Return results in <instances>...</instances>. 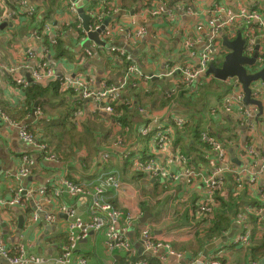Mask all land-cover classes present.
Here are the masks:
<instances>
[{
  "label": "crops",
  "instance_id": "1",
  "mask_svg": "<svg viewBox=\"0 0 264 264\" xmlns=\"http://www.w3.org/2000/svg\"><path fill=\"white\" fill-rule=\"evenodd\" d=\"M5 3L6 8L0 24V64L3 69L0 71V111L7 116L9 114L14 120L19 121V124L28 126L29 131L39 141L44 142L42 137H46L43 145L49 153L56 155L57 162L44 161L40 152L19 139L16 127L0 122V198L12 197L19 188L34 191L61 179L74 180L89 190L101 175L113 172L117 175L121 187L115 191H107L106 201L123 214L133 217L134 222L125 232L135 250L141 252L142 233L143 230H148L155 240L170 245L174 252L184 255L182 259L184 261L179 263L165 251H159L155 255L145 257L149 264H186L185 261L188 259H196L200 263L218 259L222 264H264V257L255 261L250 260L245 247L231 245L230 241L235 233L232 224L234 217L226 230L222 232L213 230L212 233L209 230L212 228L210 223L214 215L198 216L192 220L189 213L191 206L205 197L207 192L201 178L187 184L185 179L180 177L177 183L171 185L149 175L133 172L130 161L131 157H137L140 161L151 157L157 158V161L163 164L167 158L174 159L173 154L176 153L174 150H177L188 160L184 167L192 168L200 176L208 175L211 167L205 160L204 147L198 141L194 143L191 138L186 140L184 138L189 136L180 133L178 134L180 142H174L177 136L176 130L173 129L172 144L164 153H156L155 141L140 135L147 124L154 127L159 123L167 125L171 118L182 117L191 122L190 133L195 122L197 124L200 122L201 132L205 131L203 129L206 131L210 129L209 131L219 134L216 140L228 158L230 172L225 173L222 188L224 196L231 193L241 203L237 213L248 206L264 207V168H261L264 161L262 84H259V88H263L262 95L254 98L262 102L261 116H256L258 111L256 107L242 103H233L230 108H226L223 104L228 97L226 84L223 85L224 89L217 93L205 92L203 106L196 101L190 104V109L194 111L183 107L188 104V99L196 100L197 95L191 97L189 92L179 94L171 107L155 109L159 107L163 93L171 95V89L176 88L181 79L178 72L171 76L165 75L174 69L196 66L197 55L203 50L209 36L207 23L214 17L210 13L211 8L219 4L220 7L236 13L240 8L248 10L256 5V10L264 23V0H176L175 3L174 1L166 3L165 0H98L87 6L84 3L82 7L84 13L89 16L101 15V24L108 18L105 29L108 32L116 29L106 34V37L100 38L105 46L90 42L89 48L82 46L86 39L82 34V22L78 15L70 10L68 0H5ZM175 5L190 6L199 15H181L174 9ZM23 6L34 8L35 14L32 18L29 19L20 13ZM104 6H108L110 10L104 9ZM161 6L170 8L173 18H168L167 15L150 17L147 14L149 10ZM10 11H18L19 14L9 18ZM245 26L241 25L239 32L247 31ZM45 27H48V30L42 33ZM139 29H143L144 33L137 39L128 34ZM250 29L252 34L256 35L255 42L260 40L259 53H264V35L256 25ZM34 31L41 33L42 41L31 36ZM57 37H60V40L55 54L44 56L41 47ZM110 48L124 50L143 77L131 78L124 93H121L122 97L128 95L134 104L133 109L128 112L130 117L125 119L123 124L119 121L123 110L115 109L113 114L95 112L92 100L80 102V97L73 93L72 95L64 93L61 99H37L34 104L40 100L37 107H41L44 113L43 115L39 108L41 115L37 116L32 112L34 104L29 109L24 90L13 82L15 77L30 76L32 69L46 62L54 74L60 77L91 80L90 88L94 91L99 89L101 83L116 85L121 81L126 65L116 60L115 55L109 51ZM218 49L217 42L216 52ZM87 52L91 53L90 56L86 54ZM219 57L216 56L217 59ZM10 70H14L15 73L11 74ZM142 71H149L159 80H166V86L158 85L151 89L149 83L156 81L145 80L144 78L149 77L143 75ZM49 82L51 81L47 83ZM148 92L152 93L151 96L147 94ZM78 102L81 105L76 107ZM146 105H152L154 109L147 113L144 108ZM59 110H68L71 113L74 110L73 114L79 117L76 119L72 116V124L66 121L67 125L64 127L61 123H56L57 120H51L58 116L56 113ZM162 110L163 113H158ZM208 110L217 112L216 114L209 112V117ZM188 112H191V115H188ZM182 114L187 115L180 116ZM49 133L60 135L53 136L48 141ZM119 136H124L125 142L121 147H114L113 144ZM182 137L183 140H180ZM192 144L193 149L190 147ZM250 151L254 153L252 158L249 157ZM104 153H110L108 161H103ZM24 157L33 164L26 179L16 180L19 169L24 167L22 163ZM250 161L254 164L247 166ZM178 165L174 163L169 168L175 170ZM244 168L248 169L246 174L241 172ZM239 172L245 186L236 190ZM252 177H255L256 181L248 185V180ZM217 194L212 196L213 210L216 205L218 208L217 199L222 197L221 195L218 197ZM65 201L74 208L75 215L83 223L88 222L91 214L89 200L67 197ZM28 204L30 208L26 213L25 209H17L24 220L18 240L17 226L12 225L13 219L16 221L18 219L14 212L16 208L0 206V240L12 250L17 246H23L26 255L39 259L38 264H53L61 255V251L58 252L63 246L60 237L67 238V232H70V225L74 219L66 220L61 217L65 214L59 209L62 206L59 201L50 204L44 202L37 212L30 202ZM36 213L41 216L39 221H33ZM46 214L53 215L52 223L45 222L43 216ZM186 217L188 222H185ZM253 231L257 234L256 229ZM80 234V229L74 231L75 236L78 237ZM253 240H259L258 235ZM104 242L103 233L88 232L78 240L73 252L74 258L85 257L89 264H123V254L109 253ZM212 244L215 246L206 250ZM205 252L206 256L202 260Z\"/></svg>",
  "mask_w": 264,
  "mask_h": 264
},
{
  "label": "built area",
  "instance_id": "2",
  "mask_svg": "<svg viewBox=\"0 0 264 264\" xmlns=\"http://www.w3.org/2000/svg\"><path fill=\"white\" fill-rule=\"evenodd\" d=\"M98 0H69L68 6L73 13H77L78 7H83L84 3L89 5L95 3ZM6 3L5 0H0V24L2 22L3 14L5 12ZM252 8V7H251ZM243 9L240 8L236 13H233L231 10H226L220 7L219 4H215L210 13L214 15L213 19H210L207 23V31L209 36L206 38V44L203 50L197 55V64L196 66L189 67L185 66L179 69H174L170 71L165 76H171L175 72H178L181 75L180 82L177 84H182L187 87L198 83L205 82L211 76H205V73L211 63L220 64L223 56L220 55L219 49L216 52V45L218 42V36L223 33L229 40H233L236 37V34L239 32L241 25H246L244 28H247V31L240 32L244 38L248 41V47L245 48L244 53L247 56H251L254 53V46L256 44L255 39L256 35L252 34L250 27L256 25L259 27L261 33L264 35V23L257 12V6L255 5L253 9ZM176 9L181 15H199L194 12L192 7H186L184 5H175ZM20 13L24 14L29 19L32 18L35 14L33 7L23 6ZM18 11H10L8 13L9 18H13L18 15ZM150 17H160L167 15L168 18H173L172 11L170 8L160 7L149 10L147 13ZM77 15V14H76ZM92 23L90 25V30H96L100 27L102 22V16L98 14H91ZM240 25V26H239ZM48 27H45L42 33H46ZM116 30V29H113ZM110 30L109 32H113ZM120 31H123L120 29ZM206 31V32H207ZM109 32L105 29L101 32V37H106ZM144 30L139 29L136 31H130L128 34L137 39L143 35ZM31 36L38 40L42 41L41 33L34 31ZM55 44V39L50 41V45ZM219 45V44H218ZM109 51L115 55V58L118 62H126V70L120 82L116 85H108L107 83H101L99 89L94 91L90 88L91 80L79 79L75 77H60L59 75L54 74V72L48 67L46 62L38 64L35 69H32L30 77L32 82L46 84L48 81L57 80L60 83V90L62 92L72 91L75 95L79 96L81 100H92L95 104V112H102L107 114H113V106L116 104L117 99L123 93L126 85L129 83L131 78H143L139 69L129 60L126 53L122 49L110 48ZM41 53L46 56L52 53L51 49H47L45 45L41 47ZM259 53V51H258ZM87 55L90 56V52H87ZM216 56H220L218 59ZM258 67L264 66V53H259L257 58ZM0 71H3L0 64ZM11 74H14V70H10ZM149 80L150 78H144ZM202 79V80H201ZM14 84L20 87L21 89H26L30 82L26 78L20 76L15 77ZM226 84L228 87V97L223 101V104L226 105V108H230L233 103H242L243 93L241 86L236 82V80H227L221 82ZM260 84V83H259ZM258 85L252 86V94L254 98L261 96L263 93V86L261 89ZM134 87V85L132 86ZM175 87L170 91V94H173ZM214 113L213 111H210ZM34 114L37 116L41 115V111L36 109ZM153 116V115H151ZM78 119L79 116L76 114L73 116ZM0 122L6 123L9 126L16 127L19 139L28 144L29 146L36 149L40 152L44 161L57 162V159L54 155L50 154L46 147L32 134L27 131L26 125H21L17 121L11 119L9 116L0 111ZM187 121L185 119L176 117L171 118L169 121L177 127L182 128ZM172 127L163 125L162 123L157 124L155 127L150 124H147L142 132V137L146 139L152 138L156 144V153H164L167 148L172 144ZM200 140L207 145L210 150V153L213 154L211 157L210 154L206 153L205 160L208 162L211 167L210 173L206 176H200L196 171L190 167H184L188 160L179 154L177 150H174L176 153L174 159L167 158V160L160 164L157 161V158L147 157L144 161H139L136 159L133 161V168L137 172H140L150 177L165 181L168 184L174 185L177 183L180 177L185 179L187 184L192 183L197 178H201L204 188L207 191L206 196L197 200L190 210L193 213L194 217L202 216H212L213 215V206L214 200L212 196L215 192L223 188L225 182V173L230 172L228 158L226 157L225 150L220 145V143L210 137L206 133H201ZM114 147H121L123 143L115 142ZM250 158L254 156V153L250 151ZM110 153H104L102 158L104 160L109 159ZM24 165L23 169H19L15 179L21 180L26 179L30 172V167L33 164L31 160L27 157L22 159ZM174 163L179 164L175 170L169 168ZM254 164L253 161H250L247 166ZM261 168H264V161L262 162ZM262 170V169H261ZM248 171L247 168L242 169V173L246 174ZM241 172L237 174L236 179V190L244 188V182H242ZM7 176V175H6ZM256 181L255 177H252L248 180V185L254 184ZM96 185L91 189L84 185H75L66 179H61L56 182L53 181L47 186H42L37 188L34 191H29L27 188H19L15 194L10 198H0V206L3 208H16V209H25L26 203L33 205L35 211L37 212L40 205L46 203H52L56 201H63L67 197L70 199L85 198L91 203V214L87 223H83L74 212V208L69 204H62L59 208L61 213L65 214L68 219H74L70 225V232L67 236V246L63 247L62 254L53 261V264H89L85 257L80 256L79 258H74L73 252L76 249L77 242L80 238L84 237L90 231H97L103 233L105 236V248L109 253H122L124 256L125 264H147L144 259L133 260L134 257L138 256L146 257L148 255H155L159 251H165L168 256L174 257L176 262H183L184 255L178 252H174L170 245L155 240L148 230H143L141 237V252L138 254L137 250L133 247L129 239L127 238L125 230L129 228L134 219L129 214H123L121 211L115 209L106 201V192L109 188H112V191L120 189V182L117 180L116 176L106 174L103 177L99 178L96 181ZM49 193V194H48ZM38 198L42 200H37ZM40 214L36 213L33 216V221H39ZM44 220L47 224L53 222V215H44ZM251 217L254 219L252 220ZM264 207H255L248 206L243 208L238 212L233 220L232 224L235 228L234 236L232 237L230 243L234 247H247L250 245L251 239L258 235V238H264ZM252 222H255L254 227H252ZM121 225L123 227L121 228ZM80 229L81 234L77 237L74 235V231ZM257 230V234L253 230ZM14 251L16 254L14 255ZM0 260H5L9 264H38L40 261L38 258L32 255H26L23 246H17L16 248L9 249L2 240H0ZM186 264H222L220 260L215 259L209 262H198L196 259H188L185 261Z\"/></svg>",
  "mask_w": 264,
  "mask_h": 264
},
{
  "label": "trees",
  "instance_id": "3",
  "mask_svg": "<svg viewBox=\"0 0 264 264\" xmlns=\"http://www.w3.org/2000/svg\"><path fill=\"white\" fill-rule=\"evenodd\" d=\"M169 1H174V3L176 2V0H165L166 3H168ZM104 9L110 10V8L108 6H104ZM59 40H60V37H57L55 39V44L54 45L51 46L50 43L47 42V44L45 46L47 47L48 50L51 49L52 50V53L55 54V49L56 48L58 49V46H59ZM57 56H58V54H57ZM122 63L125 64V65L127 64L124 61ZM217 83H218L217 81H214L212 78H209L205 84L200 83V85H197V83H195V84H193V85H191L189 87H187L185 85H182V84H179L175 88V91H174L173 94L168 95V94H164L163 93V95L160 98L159 107H156L155 109H161V108H164L166 106L167 107H171L172 104L176 101V99L179 96V94L182 95V94H185L187 92H189V94H190L191 97H195V95H197V97H196V100H195V98L188 99V104L183 105V107L185 109H190L189 105L190 104H193L194 101H196L197 103H199V105L202 104V106H203L205 104L204 97H205L206 93H208V92H215V93H217V92L221 91L222 89H224V87H223L224 84H222V83L217 84ZM187 88H189V89H187ZM195 88H197L196 91H195ZM225 88L228 89L227 87H225ZM124 91H125V89H124ZM124 91H123V93H124ZM24 92H25V96L27 98V103L29 105L28 106L29 109L32 108L34 102L37 99H39V98H43V99H47V100H49L50 98H60L61 99L62 98V95L65 93V92H62L60 90V83L57 80H53V81H51V82H49L47 84H40V83H34V82L33 83H30L29 86L26 89H24ZM71 92L72 91L66 92V93L72 95ZM147 94L149 96H151L152 93L148 92ZM120 96H119V98L117 99V102H116L117 106H113V110L116 109L117 111L118 110H123L124 111L123 112V115L119 116L120 117L119 121H121L122 124H123V123H125V119H128L130 117V114L128 112L133 109V105L134 104L132 103V100H131V98L128 97V95H127V97H122V96L120 97ZM80 105H81V103L78 102L76 106L79 107ZM117 107H119V108L117 109ZM38 108H40V110L42 111L41 107H38ZM144 108H145L146 112L149 113L150 110L154 109V106H152V105H146ZM190 110L191 111H194L193 109H190ZM137 112H138V108H137ZM213 112L216 114L217 111L215 110ZM73 113H74V110L72 111V113L70 111H68V110H66V111L65 110H59L56 113L58 116L56 118H54V119H51V120H54V121L57 120L56 123H61V125L65 127L67 125V122L72 124L71 120H72V116H74ZM158 113H163V110L162 111H159ZM42 114L44 115L43 111H42ZM45 114H46V112H45ZM61 115H63V116H61ZM150 115H148V116H150ZM8 116L11 119L14 120V118L11 117L9 114H8ZM179 118H182V117H179ZM212 119H214V118H212ZM190 124H191V122L187 121L185 123V125L182 128H180V127H177L176 125H174L173 123H170L169 124V121H168L167 126L168 127H172V129H175L176 130L175 131V135L177 136V139L174 142H180L179 141L178 134L182 133V134L187 135L189 137H187V138L182 137V138H180V140H183V138L186 139V140H189L191 138L194 141V143L196 141H198L199 143H201L202 147H204L205 154L206 153L207 154H210L211 157H213V154L210 153V150L207 147V145L200 140V134L202 133L200 131V122H198V124H197V122H195V124L193 126V131H191V133H190V129H189ZM203 130H205L203 132H206L207 135H210V137L212 136L215 139H216L217 135H219L216 132L214 133L212 131H209L210 129L208 131H206V129H203ZM27 131L30 134H32L33 136H35L33 133H31L29 131L28 126H27ZM49 135H50V137L48 138V141L53 136L56 137V136L60 135V133H57V134L56 133H49ZM42 138H43V140L45 142V138L46 137H42ZM126 140H127V136H126ZM44 142L42 144H44ZM116 142L124 143L125 142L124 136L117 137ZM193 144L190 146L192 149L194 148V145ZM103 161H108V160H103ZM68 181L71 182L72 184L79 185L74 180H69L68 179ZM111 189L112 188H109V190H111ZM216 193H218L217 194L218 197L220 195L222 197H220V199H217V202L216 203L219 206L217 208V205H216L214 207V210H213L214 217H213V219L211 220V223H210V226L212 225V228H210V230H209L211 233L213 232V230H214V232L215 231L216 232H220V231L222 232V231L226 230L228 228L229 224H230V220L232 219V217H234L236 215L237 211H239V208L241 206V203L238 202V200H236V197L233 196L231 193H229L228 196H224V189H223V192H222V189H221V190L215 192V194ZM65 200L66 199H64L63 201H61V203L62 204H67ZM30 205H32V204H30ZM29 208H30L29 207V204L26 203L25 213L28 212ZM189 213H190V216L192 217V220H194V215L191 212V210L189 211ZM251 219L253 220L254 218L251 217ZM185 222H188L187 217H186V221ZM189 222H190V220H189ZM12 225L14 227L17 226V221L15 220V218L13 219ZM254 225H255V222H252V227H254ZM60 238H61V240L63 242L62 243L63 246L58 250V252L60 253V251H61V254H62L63 247L67 246L66 245L67 244V238H64V237H60ZM244 249L248 253L250 260L255 261L258 258L264 257V238H261L259 240H253V239H251L250 245L247 246V247H245ZM13 254L15 255L16 252L14 251ZM138 259H144L147 262V264H149L148 261H147V259L144 258V257H141L140 258V257H137L136 256V257L133 258V260H138ZM125 263H126V261L124 260L123 261V264H125Z\"/></svg>",
  "mask_w": 264,
  "mask_h": 264
},
{
  "label": "water",
  "instance_id": "4",
  "mask_svg": "<svg viewBox=\"0 0 264 264\" xmlns=\"http://www.w3.org/2000/svg\"><path fill=\"white\" fill-rule=\"evenodd\" d=\"M77 15L82 22L83 34L86 37L82 46L89 48L90 42L95 43L98 46H105V43L100 40L101 32L105 30V26L108 22V18H106L101 24V26L91 31L90 24L92 22L91 16L87 15L82 11V8L78 7ZM218 39L221 41V47L225 49V53L223 55V59L219 65L211 63L205 73V76H211L214 80L219 82H225L227 80H236V82L241 86L243 93V105L253 106L258 109L256 116H261L263 112L262 102L260 100L254 99L252 86L262 84L264 87V66L258 67L257 58L259 57V47L260 40L256 41L254 46V53L251 56H247L244 53L245 48L248 47V41L243 35L238 32L236 37L233 40H229L223 33L218 36ZM127 50V49H126ZM128 51V50H127ZM143 75L151 76L152 81L159 80L158 77L152 76V74L148 71H142ZM179 74V73H178ZM26 80L31 83L32 79L29 75H27ZM41 101L39 100L34 104L33 111L37 108L38 104ZM234 162V160H233ZM232 162V163H233ZM235 163V162H234ZM260 165V164H259ZM30 178L28 179V181ZM16 210V211H15ZM18 219H17V231H16V239H19L20 232L24 226V220L21 215V212L17 209H14ZM62 218L67 220L66 215H61ZM48 230V229H47ZM221 241V240H220ZM218 241V243L220 242ZM215 244H212L207 247L206 250L211 249ZM140 254V250L138 251ZM206 252L204 253L202 260L205 258ZM1 264H9L5 260H0Z\"/></svg>",
  "mask_w": 264,
  "mask_h": 264
},
{
  "label": "rangeland",
  "instance_id": "5",
  "mask_svg": "<svg viewBox=\"0 0 264 264\" xmlns=\"http://www.w3.org/2000/svg\"><path fill=\"white\" fill-rule=\"evenodd\" d=\"M218 44H219V53H220L221 56H223L224 53H225V49L221 47V41H220V40H218ZM215 64H216V65H219V64H217V62H215ZM166 84H167V81H166V80H164V79H160V80H158V81H156V82H150V83H149V87H150L151 89L157 87L158 85L164 87V86H166ZM209 112H210V111L208 110V111H207V114H208V116L210 117ZM187 114H188V115H191V112H188ZM187 114H182V115H180V116H186ZM207 114H206V117L208 118ZM208 119H209V118H208ZM97 153H98V151H97ZM144 160H146V159H144Z\"/></svg>",
  "mask_w": 264,
  "mask_h": 264
},
{
  "label": "clouds",
  "instance_id": "6",
  "mask_svg": "<svg viewBox=\"0 0 264 264\" xmlns=\"http://www.w3.org/2000/svg\"><path fill=\"white\" fill-rule=\"evenodd\" d=\"M68 1H69V0H68ZM85 6H87V5L85 4ZM80 8H82V7H80ZM76 14H78V13H76ZM88 14H89V13H88ZM91 23H92V22H91ZM90 25H91V24H90ZM100 26H101V25H100ZM82 34H83V32H82ZM83 35H84V34H83ZM100 38H101V37H100ZM218 40H219V39H218ZM86 54H87V53H86ZM90 54H91V53H90ZM148 77L151 79V76H148ZM31 83H33V82L31 81ZM71 93H73V92H71ZM73 94L75 95V93H73ZM88 100H90V99H88ZM79 101H80V102H83L84 100H81V98H80ZM86 101H87V100H86ZM75 106H76V105H75ZM76 107H77V106H76ZM36 109H39V108L37 107ZM36 109H35V110H36ZM35 110H34V111H35ZM34 111L32 110V112H34ZM74 115H75V114H74ZM202 133H206V132H202ZM206 134H207V133H206ZM140 135H141V134H140ZM200 135H201V134H200ZM141 136H142V135H141ZM214 139H215V138H214ZM136 159H137V157H131V158H130V161H131V169H132V171L137 173V171L134 170V168H133V161H135ZM139 161H140V160H139ZM143 161H144V160H143ZM138 173H140V172H138ZM108 174H109V175L112 174V175L116 176L117 180L119 181V179H118V177H117V175H116L115 173L111 172V173H108ZM141 174H142V173H141ZM105 175H106V174H105ZM143 175H145V174H143ZM103 176H104V175H101L99 178H101V177H103ZM99 178H98V179H99ZM95 179H96V178H95ZM98 179H97V180H98ZM119 182H120V181H119ZM96 184H97V183H94L93 186H95ZM82 185H83V184H82ZM93 186H92V187H93ZM120 187H121V186H120Z\"/></svg>",
  "mask_w": 264,
  "mask_h": 264
}]
</instances>
